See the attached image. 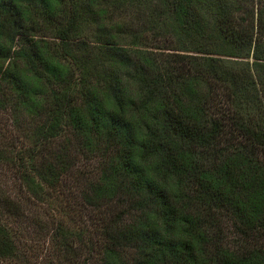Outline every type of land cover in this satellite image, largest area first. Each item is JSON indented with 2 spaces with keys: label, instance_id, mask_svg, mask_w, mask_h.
I'll return each instance as SVG.
<instances>
[{
  "label": "trees",
  "instance_id": "obj_1",
  "mask_svg": "<svg viewBox=\"0 0 264 264\" xmlns=\"http://www.w3.org/2000/svg\"><path fill=\"white\" fill-rule=\"evenodd\" d=\"M254 1L0 0V258L50 197L57 264H264Z\"/></svg>",
  "mask_w": 264,
  "mask_h": 264
},
{
  "label": "rangeland",
  "instance_id": "obj_2",
  "mask_svg": "<svg viewBox=\"0 0 264 264\" xmlns=\"http://www.w3.org/2000/svg\"><path fill=\"white\" fill-rule=\"evenodd\" d=\"M247 2L249 3L248 5L253 3V9H256L257 3L254 0H252V2L251 0H244V3ZM251 59L252 58L249 56L247 61L250 63ZM9 119V114L6 110L0 108V136L9 134ZM88 169V164H80L77 175L87 173L89 171ZM12 179L15 178L12 177L10 172L8 170L7 172L5 170L2 171V167H0V188L9 189L11 187L19 191L16 186L17 184H11ZM79 179L82 180L81 176ZM66 180L73 189L83 184L82 181L73 178ZM46 198L47 199L40 201L42 204L41 208L40 203L32 205V203L29 202L30 206L25 210V215L22 216L21 221L18 223H15L11 216L8 218L9 224L12 226L14 232L16 231L18 236V238H14L17 245V255L0 258V264H57V257L61 255V252L55 239H50V230L56 224L57 220L63 221L62 224L68 229H75L78 224L70 220L67 221V218L62 214V208L59 207L57 202L50 197ZM105 211H107V209L102 205L101 210L98 212V216L102 215ZM93 214L94 212L89 208H86V211L82 212V216L87 218L96 217L92 216ZM32 215L34 216L31 218ZM83 232L84 236H86L85 230ZM66 255L68 256L67 252ZM67 263L68 260L65 261V264Z\"/></svg>",
  "mask_w": 264,
  "mask_h": 264
}]
</instances>
